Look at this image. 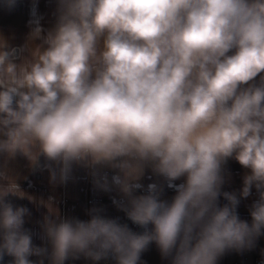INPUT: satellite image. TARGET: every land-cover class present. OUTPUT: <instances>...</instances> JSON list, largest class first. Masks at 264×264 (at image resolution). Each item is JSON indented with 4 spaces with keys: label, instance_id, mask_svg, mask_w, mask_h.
<instances>
[{
    "label": "clouds",
    "instance_id": "9594fccd",
    "mask_svg": "<svg viewBox=\"0 0 264 264\" xmlns=\"http://www.w3.org/2000/svg\"><path fill=\"white\" fill-rule=\"evenodd\" d=\"M32 15L22 45L0 33V264H143L153 244L167 264H219L254 250L264 236V0H56L49 28L35 4ZM19 158L53 187L85 170L124 218L103 205L88 219L48 212L34 243L32 212L15 203L32 201ZM230 160L244 170L239 190H224Z\"/></svg>",
    "mask_w": 264,
    "mask_h": 264
},
{
    "label": "crops",
    "instance_id": "0c3cea01",
    "mask_svg": "<svg viewBox=\"0 0 264 264\" xmlns=\"http://www.w3.org/2000/svg\"><path fill=\"white\" fill-rule=\"evenodd\" d=\"M35 4L36 17L42 18L41 24L45 28L51 27L55 23L56 0H18L17 7L9 11L0 5V33L9 38L13 45H22L29 32V21L34 19L32 15L33 5ZM13 169L22 176H27V180H21L23 190L28 194L29 199H18L15 203L27 206L31 212V221L26 227L32 229L34 233V243L40 245L42 241L39 238L40 228L39 221L43 215L48 212H60L65 216H76L81 219H88L86 210L95 206H105L107 214L111 216H120L124 218V214L119 212L112 204V194H105L94 190L91 178L83 169L74 171V180H70L66 185H57L53 187L49 183L48 172L46 170L37 169L31 171L27 167V162L19 158L12 164ZM228 171L231 172V180L225 184L224 190H239L242 186V176L244 170L234 160H230L226 165ZM29 182L31 187L28 186ZM145 184L150 181L145 178ZM171 190L166 192V196H171ZM53 197L55 203L50 204L48 199ZM256 198L255 191L253 196L248 200L241 202L238 209L242 219H251L249 214V206ZM223 203L224 201L221 200ZM264 250V236H262L257 247L252 251L243 253L229 252L225 254L219 261V264H257L259 260H264L261 251ZM33 259H35L33 257ZM143 264H167V261L161 259L158 249L153 244L142 255ZM47 264V262H46ZM66 264H92L83 258L79 260H69ZM100 264H105L101 261Z\"/></svg>",
    "mask_w": 264,
    "mask_h": 264
},
{
    "label": "built area",
    "instance_id": "2783aa9c",
    "mask_svg": "<svg viewBox=\"0 0 264 264\" xmlns=\"http://www.w3.org/2000/svg\"><path fill=\"white\" fill-rule=\"evenodd\" d=\"M261 261H262V260H259V261L257 262V264H261Z\"/></svg>",
    "mask_w": 264,
    "mask_h": 264
}]
</instances>
